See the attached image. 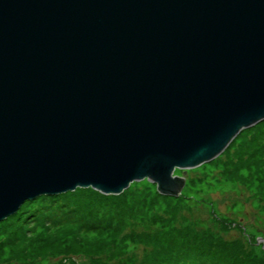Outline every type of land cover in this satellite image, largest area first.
Here are the masks:
<instances>
[{"label":"water","instance_id":"95a60500","mask_svg":"<svg viewBox=\"0 0 264 264\" xmlns=\"http://www.w3.org/2000/svg\"><path fill=\"white\" fill-rule=\"evenodd\" d=\"M264 121V0H0V222L188 170Z\"/></svg>","mask_w":264,"mask_h":264},{"label":"rangeland","instance_id":"374dc122","mask_svg":"<svg viewBox=\"0 0 264 264\" xmlns=\"http://www.w3.org/2000/svg\"><path fill=\"white\" fill-rule=\"evenodd\" d=\"M172 176L176 197L144 179L26 201L0 222V264H264V121Z\"/></svg>","mask_w":264,"mask_h":264},{"label":"trees","instance_id":"16d2710c","mask_svg":"<svg viewBox=\"0 0 264 264\" xmlns=\"http://www.w3.org/2000/svg\"><path fill=\"white\" fill-rule=\"evenodd\" d=\"M17 213V212H16Z\"/></svg>","mask_w":264,"mask_h":264}]
</instances>
